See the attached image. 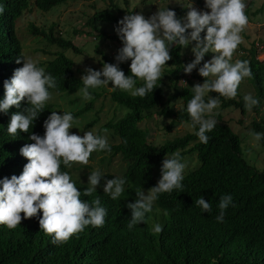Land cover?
<instances>
[{
	"label": "trees",
	"instance_id": "trees-1",
	"mask_svg": "<svg viewBox=\"0 0 264 264\" xmlns=\"http://www.w3.org/2000/svg\"><path fill=\"white\" fill-rule=\"evenodd\" d=\"M66 1L0 0V5L4 7V12L0 14V99L4 98V82L10 80L14 71L23 66V59L20 63L16 62L23 54L19 38L12 31L14 20L32 6L40 11L52 12ZM124 2L126 4L127 0H123ZM195 3L206 8L205 0H195ZM245 3L247 13L253 0H246ZM263 5L264 0L256 10H260ZM169 6L161 5V9L168 7L181 19V6ZM124 10L127 14L133 12L128 8ZM124 10L116 2L109 0L107 6L93 7L92 12L83 14L81 22L68 25V29L62 31L57 30L54 21L42 25L28 23L29 33L58 48L50 52L53 54L50 58L38 63V66L43 67L46 73H50L57 80V87L49 89L51 93L68 95L80 92L83 87L81 77L86 74L87 68L100 71L104 63H117L115 57L123 42L116 32L104 31L98 25H110L114 29L119 27ZM254 12L256 11L251 13ZM79 32L93 35L92 48L99 55L98 62L102 68L78 60L85 47L76 46L72 37ZM205 34L206 31L201 36ZM99 42L104 45L101 46ZM194 44L193 41L187 48ZM185 51L186 48L180 46L170 48L172 59L164 66L161 81H158L152 93L143 98L134 97L118 88L113 89L110 84L108 96L113 102L110 114L104 112V115H100V105H92L99 95L107 91L101 87L89 89L94 98L78 106L77 99H81H75L78 94L68 98L67 103L70 105L67 112H71L74 118L85 116L93 108L92 115L84 124L86 129L97 123L91 132L100 135L105 131L115 136L114 142H108L110 152H96L103 154L100 161H104L106 156L118 155L121 170L119 173L101 170L104 175L100 183L122 177L126 180L125 191L118 200H113L102 188H97L91 196H84L83 189V200L91 204L94 199L99 198L101 206L107 209L105 223L102 227L87 226L83 232L72 236L64 244H53L52 237L40 229L42 210L36 217L22 219L21 225L15 229L0 225V264H264V168L258 169L245 160L239 144L240 138L221 119L219 111L214 115L217 120L215 128L206 133L210 137L208 143L200 142L195 135L198 126H191L187 102L194 95L192 87L195 82H204V77L199 75V67L203 66L206 58L212 59L215 54L206 53L201 64L191 74H186L183 70L188 63ZM256 53L257 47L253 42L249 47L240 44L232 61L249 62L253 76L250 79L245 78V82L252 89L251 95L260 102L259 106L252 108L254 112L264 103V63L262 59L256 58ZM130 64L131 60L119 63L126 75H131ZM142 84L143 81L137 80L136 87ZM244 96L245 94L238 92L236 98L226 99L218 93L209 92L205 100L216 97L220 100L221 109L238 108L243 114L246 110ZM176 103H179L178 107H174ZM72 106L77 108L73 110ZM27 107L28 102L24 100L16 112L26 114ZM52 111H56L54 103L48 101L46 108L34 120L30 132H20L18 135L30 137L35 133L43 136L44 121ZM153 114L156 116V127L164 133L180 123H188L191 129L164 138L157 144L153 143L149 140L150 127L141 123ZM163 118H167L166 123L162 121ZM10 119L11 117L6 118L5 112L0 111V180L11 178L12 175L19 176L24 165L28 163L20 153V144H14L9 139L7 145L4 143L9 136L7 125ZM251 127L253 132L264 133V116L258 121H252ZM258 143L264 147V139ZM177 151L183 161L187 162L182 181L183 192L174 190L160 194L154 203L156 209L146 214L147 222L137 224L130 230L128 223L131 210L126 205L135 202L137 190L156 186L154 170L161 171L163 160ZM190 158L193 159L192 164L188 163ZM82 166L88 170L76 174ZM92 170L89 165L79 163H74L71 167L61 164V171L68 172L74 182L79 185L83 183L86 188ZM227 194L233 197L235 206L226 209L222 223L217 222L220 197ZM201 196L211 203V212H202L195 205V200ZM165 211L168 212L167 216L164 215ZM149 222L153 226L156 223L161 224L163 231L153 234Z\"/></svg>",
	"mask_w": 264,
	"mask_h": 264
},
{
	"label": "clouds",
	"instance_id": "clouds-1",
	"mask_svg": "<svg viewBox=\"0 0 264 264\" xmlns=\"http://www.w3.org/2000/svg\"><path fill=\"white\" fill-rule=\"evenodd\" d=\"M196 6L205 11H198L190 3L187 6L190 10L183 21L168 7L148 18L141 13L125 15L116 28L123 42L115 57L117 63H104L100 71L90 67L85 70L86 74L81 77L83 87L80 89L83 99L91 101L94 97L89 89L107 86L109 82L113 89L127 91L134 97H145L161 81L164 66L172 59L170 48H187L194 41L191 50L195 58L184 65L186 74H191L201 64L206 53L215 54L199 67V75L204 77V82L192 87L194 95L187 102L191 126H198L195 135L200 142L207 144L210 137L206 133L211 132L217 124L214 109L219 108L220 100L209 97L206 101V94L215 92L226 99H234L243 80L253 76L247 60L232 62L239 45L243 43L241 33L248 27L249 17L246 14L245 0H205L206 8ZM3 12L4 7L0 5V14ZM14 28L13 23V33ZM189 29L190 32L187 31ZM205 31L206 34L201 36ZM254 45L257 51L261 50L262 45L258 47L256 42ZM21 59L23 66L17 68L12 78L4 82L5 92L4 98L0 99V111L6 113V118L11 117L9 125L6 124L9 136L4 140L5 145L8 139L13 140L14 144H20V153L28 163L19 176L12 175L11 178L0 180V225L15 229L21 225L22 219L36 217L42 210L40 229L52 237L53 244L60 245L83 232L89 225L102 227L105 223L107 209L101 206L99 198L94 199L91 204L83 200V189L84 196H91L97 188H102L111 199L118 200L125 191L126 180L114 177L101 184L104 174L97 169L88 176L86 188L83 183L79 185L74 182L68 172L61 171V164L66 167H71L74 163L88 165L93 152L111 151L106 136L91 131L84 132L82 136L71 132L75 119L71 112L60 115L52 111L44 121L43 136L35 133L30 137L18 135L20 132H30L34 120L51 99L49 89L57 87L56 78L46 73L37 62L24 55L17 58L16 62L20 63ZM128 60H131V75H126L119 67V63ZM209 77L213 79H208ZM137 80L143 81L142 86L136 87ZM243 99L248 111L259 106V99L251 94H246ZM24 100L29 105L25 109L26 114L16 112ZM251 135L257 142L264 139V133L253 132ZM186 167L187 162L183 161L179 151L163 160L158 184L150 189L146 188L147 193L144 192L146 189L137 190L135 202L126 205L131 210L128 223L130 230L137 224L147 222L146 214L156 209L154 203L160 194L174 190L183 192L182 181ZM195 205L202 212L212 210L211 203L202 196L195 200ZM229 206H235L233 197L230 194L221 196L217 222L224 221L225 211ZM164 215L167 216L168 212L165 211ZM149 223L153 234L163 231L161 224L153 226Z\"/></svg>",
	"mask_w": 264,
	"mask_h": 264
},
{
	"label": "rangeland",
	"instance_id": "rangeland-1",
	"mask_svg": "<svg viewBox=\"0 0 264 264\" xmlns=\"http://www.w3.org/2000/svg\"><path fill=\"white\" fill-rule=\"evenodd\" d=\"M116 2L118 6L121 8H128V10H132V14L141 13L148 18L155 14L158 10L161 9V5L169 4V7L181 5L182 13L180 14L181 20H183L187 12L190 10L187 6L191 3L193 7H195L198 11H205L198 8L194 2V0H127L126 4L123 3V0H112ZM246 1V0H245ZM263 0H253L251 7L249 8L248 12L246 13L249 17V25L248 27L241 33L243 37V43L241 45L249 47L250 43L255 42L257 45H262L261 50H258L256 53L257 59H262L264 63V5L261 7L260 10L258 9ZM109 0H67L65 4L61 5L52 12H44L38 9H35L33 6L29 11L23 12L19 18L14 21L15 26V33L19 38L21 43L23 55L26 58H30L33 61L40 63L48 58H50L53 54L50 52H54L57 47L54 45H48L42 38L36 36L32 33H29L27 30L28 23H32L33 25L38 24L42 25L48 21H54L55 27L57 30L62 31L63 29H68V25H76L77 22L82 21L83 14H89L92 12L93 7H105L108 5ZM93 4V6L91 5ZM254 12L252 14L251 12ZM127 11L124 10L122 12V16L128 15ZM101 27L102 30L107 32H116V28L114 29L113 26L110 25H98ZM78 27V26H77ZM191 31V30H190ZM189 31V32H190ZM117 33V32H116ZM93 35L83 34L81 32L75 33L72 37V42L76 46H82L84 51L82 55L78 58V60L83 61L86 64L94 65L98 68H102V65L98 62L99 55L93 51ZM102 46L104 45L103 42H99ZM109 47V46H108ZM110 48V47H109ZM192 47L186 48V59L187 62L190 63L193 58L194 54L192 52ZM112 49L110 50V52ZM76 57V56H73ZM236 54L233 56V60L235 59ZM211 58H206L205 62L210 60ZM232 60V61H233ZM209 79H213V77H209ZM182 82V81H181ZM110 84L107 86H101L102 89H106L107 91L103 94L99 95L96 100L93 101V107H97L100 105V115L110 114L112 111V104L113 102L109 100L108 91L110 90ZM196 84H202L200 82H195ZM238 92L241 94H251L252 89L250 85L245 82V79L240 84ZM51 93V92H50ZM76 94H78L76 96ZM76 96L77 99L76 106L80 103H84L86 100L83 99L81 93L78 91L74 93H68V95H60L58 93H51V99L49 101L54 103V108L56 112L60 115H63V112H67L69 103H67L68 98H72ZM179 103H176L174 107H178ZM77 107L72 106V109H76ZM219 111L221 114V119L224 120L231 128L232 131L235 132L238 137L240 138V148L243 157L247 160L250 164L255 166L258 169L264 168V147L261 146L260 143L254 140L251 133H253L252 129V121H258L261 117L264 116V103L261 104L259 110L254 112L253 110L248 111L247 109L244 111L243 114L239 112L238 108L226 107L221 109L220 107L214 109V113ZM105 112V113H104ZM93 113V108L88 110L85 116H77L74 119V127L70 129L71 132H74L78 135H83L84 132L92 131L95 129L97 123H95L89 129L84 127L85 122L90 118ZM158 117V116H157ZM103 118V117H102ZM101 118V119H102ZM156 116L153 114L147 120H143L141 123L149 126V140L153 143H159L164 138H170L173 135H179L183 131L191 129V126L188 123H180L170 129L167 132H163L156 127L155 123ZM162 121L164 123L167 122V118H163ZM161 126V125H160ZM101 136H106L108 142H114L115 136L110 134L109 132H102ZM103 156L101 153H94L89 160L88 165L93 169L99 168V171H109L113 173H119L120 168V158L118 155L114 156H106L104 161H100V156ZM109 162V163H108ZM190 164L193 163V159L190 158ZM187 168V167H186ZM88 170L87 167L82 166L76 171V174H82L84 171ZM91 171V172H92ZM157 172V173H156ZM156 185L158 184L159 179L161 178V171L154 170ZM148 189L144 190L147 193Z\"/></svg>",
	"mask_w": 264,
	"mask_h": 264
},
{
	"label": "built area",
	"instance_id": "built-area-1",
	"mask_svg": "<svg viewBox=\"0 0 264 264\" xmlns=\"http://www.w3.org/2000/svg\"><path fill=\"white\" fill-rule=\"evenodd\" d=\"M258 47H261L260 45H258Z\"/></svg>",
	"mask_w": 264,
	"mask_h": 264
}]
</instances>
